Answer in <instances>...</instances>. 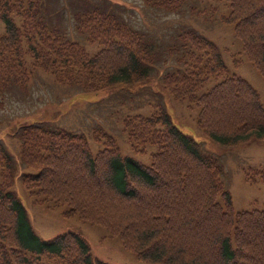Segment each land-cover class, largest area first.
<instances>
[{
  "label": "trees",
  "instance_id": "16d2710c",
  "mask_svg": "<svg viewBox=\"0 0 264 264\" xmlns=\"http://www.w3.org/2000/svg\"><path fill=\"white\" fill-rule=\"evenodd\" d=\"M184 1L144 0L166 10ZM227 1L230 13L221 21L232 26L241 53L264 77V0ZM76 28L100 46L97 53L49 27L42 0H0V95L12 86L27 90L36 69L88 93L118 84L134 88L152 74L157 59L152 42L120 14L85 5L76 15ZM168 50L178 54L177 68L162 82L175 98L216 79L201 97H191L199 103L198 124L207 136L225 145L264 139L258 90L229 73L213 40L189 28ZM123 123L138 150V144L156 145L150 164L123 155L104 130L101 136L95 131L103 147L93 152L83 133L43 121L22 125L21 160L35 172L21 176L33 202L42 198L67 205L65 216L103 225L150 264H264V208L235 210L217 158L180 129L164 107L152 115L127 116ZM11 154L0 142V166L9 170L0 182V264H115L95 257L80 233L42 238L35 231L12 190Z\"/></svg>",
  "mask_w": 264,
  "mask_h": 264
},
{
  "label": "rangeland",
  "instance_id": "374dc122",
  "mask_svg": "<svg viewBox=\"0 0 264 264\" xmlns=\"http://www.w3.org/2000/svg\"><path fill=\"white\" fill-rule=\"evenodd\" d=\"M85 5H99L120 14L130 26L146 34L157 59L150 68L153 75L134 88L118 84L100 93H88L78 86L61 84L52 74L36 69L27 90L12 86L2 92L0 142L12 153L15 169L12 190L25 204L35 231L42 238L74 231L88 240L95 257L115 264H150L126 249L121 238L112 235L103 225L93 224L78 215L65 216L64 212L69 209L67 205L51 200L42 202V198L39 199L42 203H34V197L30 195L32 190L22 182L21 174L35 170L22 162L18 136L22 125L43 121L83 133L92 151L96 152L103 145L96 142L98 134L95 131L100 135L104 130L113 136L123 155L150 164L156 145L138 144V150L129 140L123 121L127 116L152 115L162 107L169 111L180 129L197 139L204 151L214 155L223 166L222 180L232 195L236 211L264 208V139L225 145L207 136L198 124L200 106L191 97H201L212 88L216 79L211 78L199 91L178 98L169 94L162 82L165 73L177 68L178 54L171 55L169 46L176 41L179 32L193 28L217 44L229 73L247 79L264 103V77L241 53V43L232 26L221 21V16L230 13L228 1L186 0L179 8L166 10L147 5L144 0H42L49 27L58 28L65 36L79 41L93 55L100 46L89 43L76 28V15ZM26 58L32 69V59L28 55ZM2 172L7 174L9 170L0 166V182L5 175Z\"/></svg>",
  "mask_w": 264,
  "mask_h": 264
}]
</instances>
